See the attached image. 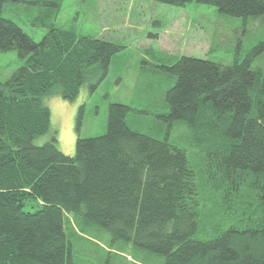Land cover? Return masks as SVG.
<instances>
[{"label": "trees", "instance_id": "trees-1", "mask_svg": "<svg viewBox=\"0 0 264 264\" xmlns=\"http://www.w3.org/2000/svg\"><path fill=\"white\" fill-rule=\"evenodd\" d=\"M0 49L23 62L0 80V264L77 261L65 231L71 212L114 238L161 253L163 264H264V71L254 52L229 63L182 54L166 67L170 119H183L199 151L132 128L131 106L110 102L106 131L60 150L43 97L93 91L119 45L51 25L35 40L2 15ZM184 4L189 0H160ZM258 16L264 0H197ZM79 122V119H78Z\"/></svg>", "mask_w": 264, "mask_h": 264}, {"label": "rangeland", "instance_id": "rangeland-1", "mask_svg": "<svg viewBox=\"0 0 264 264\" xmlns=\"http://www.w3.org/2000/svg\"><path fill=\"white\" fill-rule=\"evenodd\" d=\"M2 15L16 21L35 40L55 25L119 45L93 91L82 84L73 99L58 93L43 97L50 110V125L34 143L41 144L54 133L57 147L69 154L74 153L78 135L106 131L110 102H124L131 106L126 120L132 128L166 137L185 148L200 176L199 151L189 139L188 124L165 116V91L175 80L166 65L182 54L229 63L253 51L251 64L264 71V13L255 17L230 15L197 0L184 4L160 0H5ZM22 62L15 49H0V80ZM64 225L77 261L163 264L161 253L114 238L109 230L86 223L79 214L69 212Z\"/></svg>", "mask_w": 264, "mask_h": 264}]
</instances>
